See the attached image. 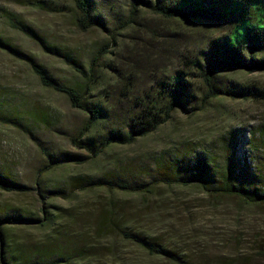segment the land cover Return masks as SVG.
<instances>
[{
  "label": "rangeland",
  "instance_id": "374dc122",
  "mask_svg": "<svg viewBox=\"0 0 264 264\" xmlns=\"http://www.w3.org/2000/svg\"><path fill=\"white\" fill-rule=\"evenodd\" d=\"M95 1L105 25L82 31L75 24L73 0H0V39L70 86H82L83 78L63 55L86 69L94 55L106 53L99 67L100 85L91 99L115 103L122 86L116 70L131 68L135 71L131 82L141 90L149 85L150 68L144 56L161 47L159 41H151V29L185 38L182 51L197 49L211 34L205 25L160 20L148 11L138 19L147 30L137 31L136 24L125 27L130 0ZM43 46L56 47L60 53ZM218 82L264 89V73L231 70L222 73ZM203 90L202 83L195 81L197 100L189 106L192 110L174 113L169 122L132 145L113 146L85 165L43 174L47 158L43 152H80L69 139L83 127L88 114L43 87L25 59L0 47V172L31 188L24 194L0 188V212L14 210L41 218L43 194L38 196L34 189L38 184L43 191L44 180L64 194L44 201L55 214L52 227L71 224L70 230L86 232L90 258L80 264H178L111 233H95L94 226L111 211L122 226L181 256L180 264H264V205H248L224 193L209 194L197 185H154L160 167L169 166L176 155L200 154L219 163L224 136L236 129L255 131L264 124V98H221L200 107ZM256 154L262 163L263 153ZM75 176L144 186L140 191L75 190L70 187ZM69 215L72 223H67ZM52 227L16 224L4 232L14 251L22 249L32 260V251L43 247Z\"/></svg>",
  "mask_w": 264,
  "mask_h": 264
},
{
  "label": "trees",
  "instance_id": "16d2710c",
  "mask_svg": "<svg viewBox=\"0 0 264 264\" xmlns=\"http://www.w3.org/2000/svg\"><path fill=\"white\" fill-rule=\"evenodd\" d=\"M73 4L75 24L82 31L105 25L103 18L97 14L95 0H73ZM142 11L151 12L160 20L205 25L211 34L201 41L197 49L182 51L180 45L183 41L186 42L185 38L168 32L162 33L163 29H151V41H159L161 47L159 51L154 50L144 56V61L150 68L149 85L141 90L131 82L135 71L131 68L115 69L118 82L122 85L115 103L107 99H91V93L100 85L99 67L106 53L99 51L91 58L86 69L72 56L63 55L71 68L83 78L82 86H70L53 78L44 66L21 55L0 39V47L28 62L43 87L62 94L72 108L88 114L83 127L69 139L72 146L80 152L68 151L55 155L43 152L47 157L43 174L58 167L85 165L113 146L132 145L169 122L174 113L192 110L189 106L195 105L197 100L195 81H200L204 89L200 107L221 98H264V89L255 85L218 82L222 73L231 70L264 73V0H130L125 27L136 24L137 31L147 30L144 22H138ZM43 47L52 53H60L56 47ZM172 62L174 64L171 65ZM171 66L174 67L172 70L169 69ZM246 131L248 130L236 129L224 136L222 161L219 163L200 154L194 157L187 152L176 155L169 166L160 167L154 178V185H197L209 194L224 193L235 196L248 205H264V156L261 163L256 154L260 151L264 155V124L255 131ZM143 186L110 181L104 177L70 178V187L75 190L106 188L112 192L140 191ZM0 188L21 194L31 190L2 172ZM34 190L40 197L43 194L41 218L14 210L0 212L1 264H80L88 260L90 254L85 245V230H70L71 224L52 227L55 214L46 209L44 201L64 196L63 191L54 186L48 187L44 180L43 191L38 184ZM70 217L67 218V223L73 222V216ZM16 224L52 227V234L45 239L43 247L32 251V260L27 259L22 249L14 251L13 244L4 232L6 228ZM93 231L98 235L101 232L111 233L132 241L148 254L162 255L172 263L180 264L183 261L181 256L164 249L146 235L122 226L112 211L100 218Z\"/></svg>",
  "mask_w": 264,
  "mask_h": 264
}]
</instances>
